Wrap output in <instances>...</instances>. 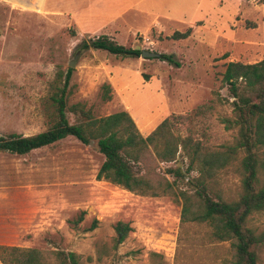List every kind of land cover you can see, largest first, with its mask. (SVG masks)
I'll list each match as a JSON object with an SVG mask.
<instances>
[{
  "label": "rangeland",
  "instance_id": "374dc122",
  "mask_svg": "<svg viewBox=\"0 0 264 264\" xmlns=\"http://www.w3.org/2000/svg\"><path fill=\"white\" fill-rule=\"evenodd\" d=\"M78 1L0 0V135L29 136L49 128L50 94L74 62L66 113L71 123L77 122L72 110L77 104L94 118L126 111L146 137L164 119L181 116L171 131L179 143H190L186 149L179 144L174 161L162 162L149 149L138 163L141 175L171 185L156 196L97 180L104 157L94 140L83 144L68 136L25 155L0 151V245L37 249L51 264H57L58 250L75 253L81 264H229L230 242L214 240L206 223L180 221L181 195L195 193L190 184L198 173L188 171L191 147L223 151L235 142L237 129L223 122L232 118V106L221 78L229 62L264 58V0H200L198 10L197 0H146L158 6V15L186 10L185 21L130 9L93 32L84 26L99 23L104 5L84 0L80 7ZM124 1V8L133 4ZM189 27L187 39L170 38ZM101 35L125 47L171 55L179 66L158 57L121 58L82 48ZM103 84L110 86L109 101L101 98ZM257 155L264 161V147ZM243 156L239 151L206 179L211 196L239 198ZM174 169L181 176L169 172ZM258 178L260 187L264 170ZM94 219L97 227L87 230ZM117 222L132 230L115 248ZM246 227L264 231V212L250 215ZM257 264H264V248Z\"/></svg>",
  "mask_w": 264,
  "mask_h": 264
},
{
  "label": "trees",
  "instance_id": "16d2710c",
  "mask_svg": "<svg viewBox=\"0 0 264 264\" xmlns=\"http://www.w3.org/2000/svg\"><path fill=\"white\" fill-rule=\"evenodd\" d=\"M191 28L184 32L175 31L170 38L186 39ZM82 48L102 50L121 58H139L142 50L119 45L108 36L101 35ZM226 54L222 58H226ZM175 66H179L171 55L160 54L158 57ZM73 70L67 69L63 84L50 94L49 101L53 108L52 123L45 131L23 136L16 133L0 135V151L15 155H25L64 138L71 136L83 144L96 141L98 151L104 160L97 172V180H104L138 195L156 196L159 192H168L171 185L167 181L153 183L136 169L138 163L151 149L162 162L175 160L179 144L186 149L190 140L180 143L172 133L173 126L181 116L164 119L149 135L142 136L132 117L126 111H119L105 117L94 118L90 111L80 105H73L72 110L77 122L67 118V96L69 81ZM221 85L226 88L228 101L232 106V118L223 119L225 127L236 128L237 137L231 146L223 151H201L198 144L191 147L189 172L198 175L191 181L194 195L182 194L183 205L180 221L206 223L211 228L212 238L220 242H230L232 259L229 264H257L258 251L264 248V231L255 233L246 227L248 217L253 213L264 212V183L259 187L258 173L264 170V161L260 162L257 150L264 147V58L255 63L229 62L222 74ZM103 101L111 99V89L107 84L101 86ZM242 151L240 161L242 170L241 194L237 200L226 201L210 195L206 185L221 169L227 167ZM170 173L181 176L177 169ZM84 212L72 221L76 228L83 219ZM94 219L87 230L97 227ZM113 246L117 248L132 230L128 223L117 222L114 227ZM57 264H81L80 258L73 252L55 251ZM2 264H51L42 253L33 248H19L0 245Z\"/></svg>",
  "mask_w": 264,
  "mask_h": 264
},
{
  "label": "crops",
  "instance_id": "0c3cea01",
  "mask_svg": "<svg viewBox=\"0 0 264 264\" xmlns=\"http://www.w3.org/2000/svg\"><path fill=\"white\" fill-rule=\"evenodd\" d=\"M83 1L84 0L78 1V4L80 5V7H81V4L83 3ZM97 1L104 5L103 6L104 12L101 13L100 15H98L99 16L98 19L99 18L101 19V20H99V23H97V24L96 23L95 24L90 23L89 25L84 26L85 28H87L86 31H90V32H93L95 30L99 31L103 26L102 25L103 22H105L109 17H112V16L116 17L117 15L121 14L123 11L130 10V9H132L134 12L139 13V14L140 13L141 14L142 13H149V14H153V15H157V16H164L168 20L175 21V22H183L186 19V16L184 14L186 10L181 9L180 7H176L175 11L173 12V15H171V16L168 14L158 15V13H155L158 10V6H156V4H154V3H152L151 5L146 4L145 3L146 0H133L132 6L125 7V8H124V6H125L124 4H126V3L124 0H97ZM84 6H82V7H84ZM199 7H200V0H197V3L195 5L196 10H198ZM189 28H191V27H189ZM191 34H192V28H191ZM105 36H107V35H105Z\"/></svg>",
  "mask_w": 264,
  "mask_h": 264
},
{
  "label": "water",
  "instance_id": "95a60500",
  "mask_svg": "<svg viewBox=\"0 0 264 264\" xmlns=\"http://www.w3.org/2000/svg\"><path fill=\"white\" fill-rule=\"evenodd\" d=\"M159 53L147 51V50H142L140 57L141 58H156L159 57ZM75 58H77V55H75ZM70 68L74 66V62H71L69 64Z\"/></svg>",
  "mask_w": 264,
  "mask_h": 264
}]
</instances>
